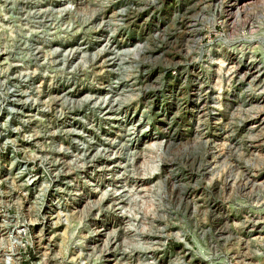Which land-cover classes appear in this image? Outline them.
<instances>
[{
    "label": "rangeland",
    "instance_id": "rangeland-1",
    "mask_svg": "<svg viewBox=\"0 0 264 264\" xmlns=\"http://www.w3.org/2000/svg\"><path fill=\"white\" fill-rule=\"evenodd\" d=\"M20 223L30 264H264V0H0V258Z\"/></svg>",
    "mask_w": 264,
    "mask_h": 264
},
{
    "label": "built area",
    "instance_id": "built-area-1",
    "mask_svg": "<svg viewBox=\"0 0 264 264\" xmlns=\"http://www.w3.org/2000/svg\"><path fill=\"white\" fill-rule=\"evenodd\" d=\"M27 234V226L23 223L15 226L13 232L2 236L4 249L3 256L0 258L1 264H30L29 260L33 254L30 250L32 247L31 241ZM11 249H19V255L12 252Z\"/></svg>",
    "mask_w": 264,
    "mask_h": 264
},
{
    "label": "bare ground",
    "instance_id": "bare-ground-1",
    "mask_svg": "<svg viewBox=\"0 0 264 264\" xmlns=\"http://www.w3.org/2000/svg\"><path fill=\"white\" fill-rule=\"evenodd\" d=\"M231 9V8H230ZM235 11H237V10H235ZM234 12V11H233ZM235 13V12H234ZM239 13V12H238ZM228 14V13H227ZM235 16V15H234ZM235 17H237V16H235ZM27 240H28V238H27Z\"/></svg>",
    "mask_w": 264,
    "mask_h": 264
}]
</instances>
